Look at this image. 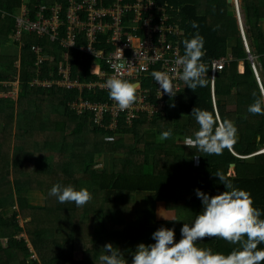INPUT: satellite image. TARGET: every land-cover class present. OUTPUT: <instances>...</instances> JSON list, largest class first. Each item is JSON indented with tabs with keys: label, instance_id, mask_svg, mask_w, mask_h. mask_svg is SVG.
Instances as JSON below:
<instances>
[{
	"label": "trees",
	"instance_id": "trees-1",
	"mask_svg": "<svg viewBox=\"0 0 264 264\" xmlns=\"http://www.w3.org/2000/svg\"><path fill=\"white\" fill-rule=\"evenodd\" d=\"M108 1L101 0L103 4ZM154 1L156 13L165 12L167 23L180 31L179 35L172 32V37L183 54L184 40L197 32L204 37L202 60L208 68V85L194 91L184 85L151 118L141 114L128 124L120 117L117 127L108 130L94 125L89 112L78 114L71 108L72 101H78L77 90L31 84L37 78H56L59 63L66 59L72 63L73 77H94L90 57L73 50L65 57L59 39L26 34L24 44L19 46L9 38L15 30L14 15L22 5L34 14L44 5H66L67 1L0 0V52L10 49L0 53V84L19 77L18 96H0V127L2 124L7 130L13 122L18 142L14 140L12 150L0 148V163L7 172L0 179V264H102L100 256L105 254L107 243L119 247L131 261L130 254L138 244L154 243L146 236V229L154 232L161 226L175 227L176 239L180 238L183 223L194 221L202 210L194 190L199 188L213 196L225 190L217 173L229 175L234 186L250 192L254 207L260 209L264 219V152H259L264 148V115L247 111L262 95L250 56L264 89V0H241L249 52L235 16L228 14L231 8L226 0ZM33 44L40 45L48 55L38 66L31 50ZM229 54L231 60L212 80V60ZM149 79L144 78L142 85L151 90ZM81 97L91 102L110 98L106 91H83ZM195 107L213 112L221 121L234 122L239 140L231 150L225 148L220 155H208L184 145V138L194 137L199 130L191 115ZM104 123H109L108 117ZM168 129H172L171 138L162 140V132ZM151 133L153 138L158 137L154 143V139H148ZM2 144L5 142L1 139ZM99 157L104 158L101 167L96 166ZM229 163L235 165L233 174L228 173ZM57 183L87 188L92 199L76 207L74 203L60 204L51 196L53 210L60 219L57 224L37 229L19 225L17 211L2 216V209L15 199L22 205L30 190L38 188L49 197L51 187ZM138 193L153 194L155 202L161 201L166 210L174 212L168 220L175 222L156 219L155 208L148 206L146 196L144 207L135 209ZM121 202L123 207L118 206ZM21 212L24 217L30 214L24 209ZM96 221L100 227L95 226ZM119 226H125L123 234ZM22 233L27 234L30 243ZM29 244L38 253L48 245L52 254L49 258L42 256L40 261ZM200 246L225 254L238 247L216 237L204 238Z\"/></svg>",
	"mask_w": 264,
	"mask_h": 264
},
{
	"label": "built area",
	"instance_id": "built-area-1",
	"mask_svg": "<svg viewBox=\"0 0 264 264\" xmlns=\"http://www.w3.org/2000/svg\"><path fill=\"white\" fill-rule=\"evenodd\" d=\"M66 1V5L61 2L49 7L44 5L34 14L26 5H22L14 15L15 30L9 38L18 42L19 46L24 44L23 37L26 34L53 41L59 39L65 57L71 50L85 58L90 57L91 74L94 77H73L72 63L66 59L59 63L56 78H37L31 82L32 85H56L77 90L78 101H72L71 108L78 114L89 112L94 125L108 130L117 127L120 117L130 124L138 115L145 114L151 118L164 109L170 95L160 96L159 85L154 81L152 72L168 71L174 75L172 83L176 93L184 87V81L177 75L182 69L173 64L176 56L183 55L177 40L172 37V32L179 35L180 31L167 23L169 16L165 12L160 10L156 13L154 0H111L108 4H103L101 0ZM244 45L248 50L246 40ZM31 50L36 54V66L47 60L48 55L40 45H31ZM155 52L158 53V58L154 56ZM230 60V54L212 60V80L215 73L223 69ZM16 64L18 65V61ZM252 67L257 74L260 89L264 92L254 62ZM112 76L138 82L140 85L136 100L128 109L121 110L111 98L104 102H91L81 97L83 91H92L93 94L97 91L109 92L106 80ZM144 78H150L151 90L142 85ZM1 86L10 89L4 91ZM18 91L19 77L0 84V96L16 98ZM106 117L109 119L107 125L104 123ZM259 152H264V148Z\"/></svg>",
	"mask_w": 264,
	"mask_h": 264
},
{
	"label": "clouds",
	"instance_id": "clouds-1",
	"mask_svg": "<svg viewBox=\"0 0 264 264\" xmlns=\"http://www.w3.org/2000/svg\"><path fill=\"white\" fill-rule=\"evenodd\" d=\"M192 26L196 28L197 24L193 22ZM183 43L184 54L176 56L173 61L175 66L182 69V72L177 73L179 79L193 91L197 87H206L208 80L205 75L208 68L202 60L205 56L204 37L197 32ZM154 56L158 58V53L155 52ZM151 75L159 85L160 96L176 95L175 85L172 83L174 75L168 71H154ZM106 87L110 98L121 110H126L135 102L140 85L138 82L112 76L106 80ZM247 111L264 115V94L255 98ZM191 115L199 124V130L194 137L184 138L183 143L188 148H197L208 155H220L225 148L231 150L237 143L238 128L233 121H221L213 112L197 107L192 110ZM171 136L172 129H168L162 132L161 139L166 140ZM215 176L222 182L225 190L214 196L199 188L194 190L201 201L202 210L194 221L183 223L178 240L175 227L161 226L152 233L154 243H140L136 246L135 251L130 254L131 261L119 247L107 243L103 247L105 254L100 256L102 264H264V247H259L264 244V219L261 218L260 209L254 207L251 193L234 186L229 175L217 173ZM48 195L55 197L60 204L74 203L76 207H82L92 199V193L87 188L76 189L72 185L60 183L53 185ZM160 211V217L175 222L161 215ZM213 237L238 247L225 254L200 246L204 238Z\"/></svg>",
	"mask_w": 264,
	"mask_h": 264
},
{
	"label": "rangeland",
	"instance_id": "rangeland-1",
	"mask_svg": "<svg viewBox=\"0 0 264 264\" xmlns=\"http://www.w3.org/2000/svg\"><path fill=\"white\" fill-rule=\"evenodd\" d=\"M227 1V0H226ZM228 3V2H227ZM229 4V7L231 8L230 10H234V6L233 4L231 3H228ZM238 5H239V14H240V18H241V21H242V24L244 26V15H243V12L241 10V0H238ZM229 10V11H230ZM229 11H228V14H229ZM230 16H233V15H230ZM236 18V23L238 25V28L240 30V27H239V24H238V18ZM263 23V28H264V21L262 22ZM244 28V27H243ZM241 33V31H240ZM242 36V34H241ZM249 51V47H247ZM3 54H6V51H10V49H8L6 47V51H4L3 49L1 50ZM1 53V52H0ZM1 53V54H2ZM239 70L242 71L243 70V64L240 63L239 64ZM1 89L5 90L4 87H1ZM10 89V87H9ZM5 128L2 127V124H1V127H0V140L2 139L5 144L3 145H0V148H4V149H9V150H12L13 148V145H14V140H15V143H18L17 140L15 139L14 137V125H13V122H11V124H9L7 126V130H4ZM153 134L151 133L150 135H148V139L149 140H153V143L155 142V140L158 138L155 139V137L153 138ZM157 136V135H156ZM3 137V138H1ZM2 151V150H0ZM11 155V154H10ZM103 157H99L98 160H97V167H101L102 164H103ZM12 159H10L11 161ZM10 168V171H11V166H9ZM6 170V167L5 165L1 162L0 163V179L1 177L3 176H6L7 175V172L4 171ZM228 173L229 174H233L234 173V170L232 167L229 168L228 170ZM12 175V173H10V176ZM32 192H28L26 194V199L24 201V203L22 205L19 204V202L15 199L13 203H10L6 209H2V216H9V215H12L13 212H16L17 211V215H16V219L18 220L19 222V225L25 227V228H31V229H37V228H42V227H45L49 224H57V221L60 219V218H57L56 216H59L58 214H56L54 212V204H53V199L51 196L47 197L44 193H41L40 190L38 188H36L35 190H31ZM147 197L146 200H147V203H148V206L152 207V208H155L154 209V216L156 219H159V220H164L162 217H160L158 215V212L160 211V214L165 216L167 219H170L173 217L174 215V212L172 210H166L164 208V203H161V201H154V197H153V194H135V209H142L144 207L143 205V200H144V197ZM118 206L120 207H123V203H119ZM127 208V206H126ZM129 208V207H128ZM21 209H24V211L26 213H30V214H27L26 217L23 216L22 212H21ZM26 209H29V210H26ZM95 226L96 227H100V222L96 221L95 222ZM125 229V226L122 227V226H119L118 230L120 231L121 234H123V230ZM152 233L153 231L151 229H146V236L149 238V239H152ZM22 236L27 239V242H29V239H28V236L26 233H22ZM30 243V242H29ZM29 247L31 249V251L34 252V255H35V258H37L38 260L42 261L41 257H46V258H49L52 254L51 250H53L52 248L48 247V245L46 246H43V250L38 253L35 251V249L33 248V246L31 244H29Z\"/></svg>",
	"mask_w": 264,
	"mask_h": 264
},
{
	"label": "water",
	"instance_id": "water-1",
	"mask_svg": "<svg viewBox=\"0 0 264 264\" xmlns=\"http://www.w3.org/2000/svg\"><path fill=\"white\" fill-rule=\"evenodd\" d=\"M235 0H227V2L228 3H231V4H233V6H234V10H230L229 11V15H233V16H235V17H237L238 18V24H239V27H240V30H241V34H242V39H243V35H244V30H243V24H242V21H241V18H240V14H239V5H238V2H234ZM244 40H246V39H244ZM249 52V51H248ZM251 60H252V62H253V58H252V56H250L249 57ZM256 74V73H255ZM256 77H257V74H256ZM257 81H258V78H257ZM258 84H259V82H258ZM262 94H264L263 93V91H262ZM239 140V135H238V137H237V141ZM228 169L230 168V167H232L233 168V170H235V165H234V163H229L228 164Z\"/></svg>",
	"mask_w": 264,
	"mask_h": 264
},
{
	"label": "crops",
	"instance_id": "crops-1",
	"mask_svg": "<svg viewBox=\"0 0 264 264\" xmlns=\"http://www.w3.org/2000/svg\"><path fill=\"white\" fill-rule=\"evenodd\" d=\"M30 193L32 192L31 190L29 191ZM41 193H43L42 191H40ZM141 194H144V193H141ZM144 195H146V194H144ZM6 209V208H5Z\"/></svg>",
	"mask_w": 264,
	"mask_h": 264
}]
</instances>
